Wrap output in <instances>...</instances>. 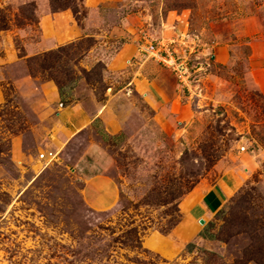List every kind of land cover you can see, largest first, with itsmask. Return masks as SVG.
<instances>
[{"label":"rangeland","instance_id":"374dc122","mask_svg":"<svg viewBox=\"0 0 264 264\" xmlns=\"http://www.w3.org/2000/svg\"><path fill=\"white\" fill-rule=\"evenodd\" d=\"M162 38L196 52L189 87L140 53ZM76 103L101 120L59 115ZM229 168L245 182L191 239L183 199ZM0 264H264V0H0Z\"/></svg>","mask_w":264,"mask_h":264},{"label":"crops","instance_id":"0c3cea01","mask_svg":"<svg viewBox=\"0 0 264 264\" xmlns=\"http://www.w3.org/2000/svg\"><path fill=\"white\" fill-rule=\"evenodd\" d=\"M87 6L97 7L101 3L108 0H85ZM72 14L69 11L54 13L52 16H45L42 20L43 23V33L45 36L50 37L51 31L48 25L50 22L67 20L72 21ZM56 22V23H57ZM71 29L74 32L75 36L83 34V29L78 28L75 24H71ZM62 29L56 31L55 40H59L63 36ZM65 35V34H64ZM141 91L147 95V98L152 99L155 102H158V92L150 88L146 84H142L140 87ZM60 96V93L58 94ZM61 97V96H60ZM65 112V119L69 120L71 123H77L78 129H83L84 127L99 122L101 120L100 114H90L80 103L74 105L63 106L61 113ZM107 125V123H106ZM113 132H110V135H117L119 133L117 126L111 127ZM101 158L99 164L103 165V168L109 162V157L104 153L100 154ZM87 182L90 184V198L92 203L96 206L105 207L116 202L118 197V187L116 183L110 177L104 175V173L86 175ZM245 179L240 175L239 170L229 168L225 170L222 174L219 175L218 179L207 184V181L199 182L186 196L182 201V206H186L185 218L181 222L183 226L186 224H191L193 233V238L191 239H203L208 240L213 238V232L209 230V226H203L202 228H195L197 222L201 223V219H204L209 224L215 222V215L222 210L233 195L241 188L242 184L245 182Z\"/></svg>","mask_w":264,"mask_h":264},{"label":"built area","instance_id":"2783aa9c","mask_svg":"<svg viewBox=\"0 0 264 264\" xmlns=\"http://www.w3.org/2000/svg\"><path fill=\"white\" fill-rule=\"evenodd\" d=\"M165 38L161 40L153 41L147 40L140 45V53L148 54L150 57L154 58L160 64L166 68L172 70L177 77L179 83L184 87H189L192 80V76L195 70V64L192 63L193 53L196 52L187 48L182 42L173 39ZM241 151H247V147L241 145ZM45 157V154L42 155Z\"/></svg>","mask_w":264,"mask_h":264},{"label":"trees","instance_id":"16d2710c","mask_svg":"<svg viewBox=\"0 0 264 264\" xmlns=\"http://www.w3.org/2000/svg\"><path fill=\"white\" fill-rule=\"evenodd\" d=\"M2 29H6L5 28V26H3V28ZM162 65V64H161ZM70 78H67L66 80L68 81ZM73 79L71 78L70 80H69V83L72 81ZM58 83H59V91H60V96H61V99H64L65 97H66V92H65V90H66V88L68 87V84H63V82H59L58 81ZM221 211H223V210H221ZM220 211V212H221ZM219 214V213H218Z\"/></svg>","mask_w":264,"mask_h":264},{"label":"water","instance_id":"95a60500","mask_svg":"<svg viewBox=\"0 0 264 264\" xmlns=\"http://www.w3.org/2000/svg\"><path fill=\"white\" fill-rule=\"evenodd\" d=\"M200 221H201V223H205V220L204 219H201Z\"/></svg>","mask_w":264,"mask_h":264}]
</instances>
